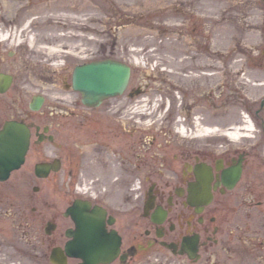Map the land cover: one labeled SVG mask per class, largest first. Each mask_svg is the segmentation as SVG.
Segmentation results:
<instances>
[{"label": "rangeland", "instance_id": "obj_1", "mask_svg": "<svg viewBox=\"0 0 264 264\" xmlns=\"http://www.w3.org/2000/svg\"><path fill=\"white\" fill-rule=\"evenodd\" d=\"M56 5L63 7L58 10ZM32 8L44 10L29 14ZM57 13L74 16L76 24L61 27L63 21ZM41 16L47 19L29 26L30 35L74 31L76 36L70 42L74 52H64L48 64L38 62L29 43L24 42L28 35H22V30L27 21ZM83 32L87 35H81ZM38 38L37 45L48 44ZM103 58H115L132 67L125 93L99 108H107L108 102L116 104L105 112L106 120L124 127L126 142L138 141L140 159L148 162L142 168L144 180L148 167L164 159L176 160L184 144L193 139L199 143L221 139L244 146L246 135L232 139L209 128L233 125L232 131L234 126H244L248 108L264 93V0H0V71L15 76L10 90L0 93V125L27 110L36 94L46 96V111L71 106L81 98L78 92L66 89L75 66ZM181 85L192 89L188 103L194 110L192 100L200 95L196 113H187V95ZM192 114L200 116L203 126L185 129ZM109 159H116L113 151ZM23 169L3 183L13 186L10 211L14 213L3 220L19 234L17 239L29 241L32 259V248H39L38 239H45L48 252L67 224L56 216L71 197L56 191L54 176L39 180ZM38 184L40 191L35 192L33 185ZM21 216L26 220L21 221ZM50 219L57 223L51 237L46 233ZM260 255L250 250L246 241L235 239L232 249H221L217 258L203 264H264ZM172 264L184 263L177 260Z\"/></svg>", "mask_w": 264, "mask_h": 264}, {"label": "flooded vegetation", "instance_id": "obj_2", "mask_svg": "<svg viewBox=\"0 0 264 264\" xmlns=\"http://www.w3.org/2000/svg\"><path fill=\"white\" fill-rule=\"evenodd\" d=\"M181 89L187 95V113H196L200 95L192 100L194 110L188 103L192 89L182 85ZM113 105L87 107L79 98L71 106L32 111L28 103L27 110L10 118L30 129L29 164L24 169L33 174L35 168H30V163L56 160L59 171L52 174L57 179L56 191L75 199L76 187L81 184L87 193L83 199L106 210L108 231L115 229L121 238L118 255L106 264H172L177 260L203 264L217 258L221 249H232L235 239L246 241L264 261V251H257L264 249V93L246 112L244 121L252 125L245 133L246 145L193 139L184 144L176 160L164 159L148 167L145 180L142 168L148 162L140 159L138 141L126 142L124 127L106 120L105 112ZM202 122L200 116L192 114L186 128L198 129ZM112 151L114 160L109 159ZM239 168L240 178L235 181ZM12 190L0 184V264H53L43 237L38 239L39 248H32L36 256L30 259L29 241L17 239L19 234L3 220L14 215L10 211ZM72 202L68 200L63 208ZM63 213L59 211L56 217H64L67 224L53 239L52 247L65 246L66 231L74 226ZM80 261L70 258L68 263Z\"/></svg>", "mask_w": 264, "mask_h": 264}, {"label": "water", "instance_id": "obj_3", "mask_svg": "<svg viewBox=\"0 0 264 264\" xmlns=\"http://www.w3.org/2000/svg\"><path fill=\"white\" fill-rule=\"evenodd\" d=\"M131 75V67L115 59L95 60L78 65L73 74V87L82 93L83 101L88 105H99L105 98L121 94L126 89ZM13 76L0 73V92L9 89ZM44 97H36L31 108L39 109ZM30 144V131L24 123L9 120L0 129V180H6L11 171L19 168L25 161ZM49 165L37 167L38 173L45 175L50 171ZM237 178V177H236ZM103 211L92 209L87 201L77 200L68 209L76 222V229L68 232L72 237L66 244L69 256L80 257L81 264H97L107 261L117 254L120 244L115 231L108 234ZM50 227H53L52 225ZM113 247L110 248V244ZM56 248L55 251H57ZM53 259L57 264H66L67 257L55 252Z\"/></svg>", "mask_w": 264, "mask_h": 264}, {"label": "bare ground", "instance_id": "obj_4", "mask_svg": "<svg viewBox=\"0 0 264 264\" xmlns=\"http://www.w3.org/2000/svg\"><path fill=\"white\" fill-rule=\"evenodd\" d=\"M56 9H61L63 6L62 5H56L55 6ZM67 7V6H65ZM44 10V8H37V9H31L29 14H34V13H40ZM57 10V11H58ZM43 18L47 19L46 17H37L31 21H27L26 27L23 28L22 30V35L23 34H27L28 37H26L27 40H25V43H29L31 49L34 51V53L36 54L37 58H38V62L40 64H48L51 60L53 59H59V57L62 56V54L64 52H74L75 51V47L73 44H70L71 39L73 37H75L76 33L74 31H69V34L67 33H63V34H57V33H51L47 36H39V35H30V33L32 32L31 30L28 29L29 26H31L32 24H34L35 21L37 20H43ZM57 18H59L60 21H63V24H61V27H70L73 28V25H75V17L66 13H57ZM86 20V19H85ZM86 24V22L84 23ZM59 26V25H58ZM56 26V30H59L60 27ZM66 27V28H67ZM74 33V34H73ZM21 35V36H22ZM81 35L85 36L87 35L85 32H83ZM43 38L45 39V42H47V45H40V44H36L37 42V38ZM38 38V39H39ZM69 48L68 51L64 50V48ZM74 47V48H73ZM241 129L243 130H247V132H250L252 129V125L250 122L247 121V124H245L243 127H235L234 130L232 131H228L227 135H229L231 138H239L242 136L243 132L241 131ZM181 132L185 131L184 128H182V126L180 127ZM208 130V129H206ZM210 132L218 130L216 129H212L209 128Z\"/></svg>", "mask_w": 264, "mask_h": 264}]
</instances>
